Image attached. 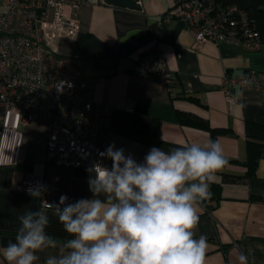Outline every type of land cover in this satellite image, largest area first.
<instances>
[{"label": "crops", "instance_id": "obj_1", "mask_svg": "<svg viewBox=\"0 0 264 264\" xmlns=\"http://www.w3.org/2000/svg\"><path fill=\"white\" fill-rule=\"evenodd\" d=\"M173 1L139 0L140 9L130 10L88 0L78 13L75 39H59L55 48L75 59L80 72L76 84L93 85L95 102L112 110L109 127L96 140L104 150L114 144L142 162L152 147L168 151L183 143L220 141L228 165L217 173L211 199L198 207L196 236L207 237L206 264H238L240 252L249 257V264H264V148L255 176L245 177L246 124L264 125V90L228 86L231 103L223 91L227 78L248 72L264 76V46L256 52L213 42L197 46L183 21L165 18ZM3 9L0 0V12ZM156 42L164 46L173 74L172 93L163 79L138 67L140 55ZM238 92L243 96L237 97ZM176 112L198 116L220 133L213 138L207 130L180 125ZM44 126L42 118L22 125L16 112L5 116L0 132V246L14 240L18 216L40 208L43 200L58 203L61 195L69 202L92 198L86 169L76 171L45 161ZM104 164L111 167L108 159ZM27 177L39 178L47 186L43 197L33 199L28 191L18 189ZM214 187L220 188L218 200ZM53 212L48 210L47 231L66 238ZM40 255L42 262L46 253Z\"/></svg>", "mask_w": 264, "mask_h": 264}, {"label": "clouds", "instance_id": "obj_2", "mask_svg": "<svg viewBox=\"0 0 264 264\" xmlns=\"http://www.w3.org/2000/svg\"><path fill=\"white\" fill-rule=\"evenodd\" d=\"M99 156L86 169L92 198L69 202L61 195L19 215L14 240L0 246L4 264H206L207 237L196 236L198 207L228 165L220 141L152 147L142 162L114 144ZM47 190L39 183L27 189L33 199ZM48 210L66 238L47 231ZM237 262L249 264V257L240 252Z\"/></svg>", "mask_w": 264, "mask_h": 264}, {"label": "built area", "instance_id": "obj_3", "mask_svg": "<svg viewBox=\"0 0 264 264\" xmlns=\"http://www.w3.org/2000/svg\"><path fill=\"white\" fill-rule=\"evenodd\" d=\"M87 1L2 0L0 12V132L8 112H16L22 125L42 118L45 161L72 170L87 169L101 160L99 153L105 150L96 140L104 136L112 114L109 106L95 102L93 85L76 84L80 72L75 59L55 48L59 39H75L77 16ZM165 18L183 21L197 46L213 42L249 52L264 46L255 24L236 6L212 0H174ZM138 67L159 76L173 92V74L161 43L140 55ZM231 85L264 90V76L248 72L225 79L223 91L229 103L234 101L227 89ZM38 183L42 184L39 178L27 177L18 189L27 191Z\"/></svg>", "mask_w": 264, "mask_h": 264}, {"label": "trees", "instance_id": "obj_4", "mask_svg": "<svg viewBox=\"0 0 264 264\" xmlns=\"http://www.w3.org/2000/svg\"><path fill=\"white\" fill-rule=\"evenodd\" d=\"M223 6H236L243 10L250 21L255 24L256 30L259 33V37L264 42V0H212ZM185 99L194 101L195 98L191 96H185ZM176 119L180 125H187L203 130H207L211 135L215 136L220 132L212 130L208 123L198 116L188 113H175ZM246 138H247V159L246 167L247 173L245 177H254L255 171L260 155V150L264 148V125L248 123L246 124ZM77 171V170H76ZM225 180H229L226 178ZM230 181H233L230 179ZM215 199L218 200L220 196V188H213Z\"/></svg>", "mask_w": 264, "mask_h": 264}, {"label": "water", "instance_id": "obj_5", "mask_svg": "<svg viewBox=\"0 0 264 264\" xmlns=\"http://www.w3.org/2000/svg\"><path fill=\"white\" fill-rule=\"evenodd\" d=\"M108 5H113L120 8H127L130 10H139V0H104Z\"/></svg>", "mask_w": 264, "mask_h": 264}]
</instances>
